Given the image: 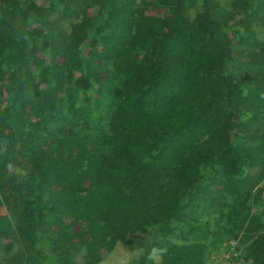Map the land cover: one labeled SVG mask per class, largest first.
<instances>
[{"label": "trees", "instance_id": "1", "mask_svg": "<svg viewBox=\"0 0 264 264\" xmlns=\"http://www.w3.org/2000/svg\"><path fill=\"white\" fill-rule=\"evenodd\" d=\"M41 1L0 0V264H205L200 209L264 264V0Z\"/></svg>", "mask_w": 264, "mask_h": 264}, {"label": "rangeland", "instance_id": "2", "mask_svg": "<svg viewBox=\"0 0 264 264\" xmlns=\"http://www.w3.org/2000/svg\"><path fill=\"white\" fill-rule=\"evenodd\" d=\"M39 4H42L41 0H36ZM139 0H134L137 3ZM224 8L229 9L232 0H217ZM60 29L64 35L70 34L73 19L64 17L57 19ZM255 31L259 39H263V27L255 26ZM3 124V123H2ZM2 127L0 123V128ZM1 135V131H0ZM257 169L251 177V181L254 185L253 194L247 197L245 201V207L251 211L252 214L257 212V204L255 196L257 194H264V165L263 161L257 160ZM206 189V188H205ZM6 217L5 212H2ZM199 222L202 226L208 227L210 230L209 235V250L207 251V258L205 264H248L245 263L242 258L245 247L250 243L251 239H246L245 235L241 234L237 238H229L228 230L230 229V221L228 211L225 209L203 211L198 212ZM220 235L216 239H212L213 233L219 232ZM260 230L256 228L252 231L254 236L252 239L257 238ZM212 234V235H211ZM176 243H180L179 240H174ZM85 251L81 249L77 254L74 255L76 262H82ZM138 251H132L118 243L114 249L101 261L94 264H127L128 262L135 260L139 257ZM155 261L158 262L159 258L156 257Z\"/></svg>", "mask_w": 264, "mask_h": 264}]
</instances>
